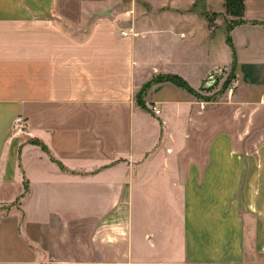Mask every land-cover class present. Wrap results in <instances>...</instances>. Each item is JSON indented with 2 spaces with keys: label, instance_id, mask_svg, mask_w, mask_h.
<instances>
[{
  "label": "crops",
  "instance_id": "1",
  "mask_svg": "<svg viewBox=\"0 0 264 264\" xmlns=\"http://www.w3.org/2000/svg\"><path fill=\"white\" fill-rule=\"evenodd\" d=\"M243 2L226 32L225 0H0V264H264V0ZM218 71L231 95L203 89Z\"/></svg>",
  "mask_w": 264,
  "mask_h": 264
},
{
  "label": "trees",
  "instance_id": "2",
  "mask_svg": "<svg viewBox=\"0 0 264 264\" xmlns=\"http://www.w3.org/2000/svg\"><path fill=\"white\" fill-rule=\"evenodd\" d=\"M233 2H236L237 5L240 8V12L237 13V14L234 13V15L237 16V17H242L243 16V13H244V10H245L243 0H225V5H224L225 6V10L226 11H230ZM238 23H240V21H238L237 23H235L233 26H235ZM233 26L229 27L228 31H230ZM227 42L231 45V41H230V38L229 37H227ZM232 79H233V75H232V71H231L229 73V75L227 77V80L224 83V86L222 87V89H226L229 86V84H230V82H231ZM153 82H169V83H172V84L176 85L177 87H180V88L186 90L187 92H189L191 94H195V92H193L182 79H180V78H178L176 76L158 77V78L154 79ZM148 86L149 85L145 86L139 92V94L136 97L137 103L140 104V105H142V103H140V98L142 97L143 92L146 90V88ZM25 191H26V187H25Z\"/></svg>",
  "mask_w": 264,
  "mask_h": 264
},
{
  "label": "rangeland",
  "instance_id": "3",
  "mask_svg": "<svg viewBox=\"0 0 264 264\" xmlns=\"http://www.w3.org/2000/svg\"><path fill=\"white\" fill-rule=\"evenodd\" d=\"M239 12H240L239 6L237 5L236 2H233L230 11H226L225 10L224 15H220L222 17L223 21L225 22L226 32H228L229 27L233 26L235 23H237L242 18V17H237V16L234 15V13L237 14ZM218 16L219 15H217V14H209V15H207V19H208L210 28L214 27V21H215V19ZM130 28H132V27H130ZM134 34L136 35V33H134ZM225 73L226 72L223 73L222 71H218L216 73L215 77L213 78V80L216 79V83L209 90H212L214 87H216L218 84H220V82H223L222 85H221V88L224 86V83L226 82L227 77H228V76L227 77L224 76ZM222 90L226 91V89H222ZM143 94H144V92H143ZM140 103H142V97L140 98Z\"/></svg>",
  "mask_w": 264,
  "mask_h": 264
},
{
  "label": "built area",
  "instance_id": "4",
  "mask_svg": "<svg viewBox=\"0 0 264 264\" xmlns=\"http://www.w3.org/2000/svg\"><path fill=\"white\" fill-rule=\"evenodd\" d=\"M120 35L122 37H126L128 35H135V34L133 32V29L129 28V29H127V31H121ZM234 85H235V81H234V79H232L229 86L226 88L227 95H231L233 93ZM153 112L155 114H158V111H156L154 108H153ZM25 126H26V123L23 120V118L16 117L13 124H12L13 132L14 133L22 132L25 129Z\"/></svg>",
  "mask_w": 264,
  "mask_h": 264
},
{
  "label": "water",
  "instance_id": "5",
  "mask_svg": "<svg viewBox=\"0 0 264 264\" xmlns=\"http://www.w3.org/2000/svg\"><path fill=\"white\" fill-rule=\"evenodd\" d=\"M215 77V73H213V74H210L209 76H208V78H207V82H206V84H205V86H204V90H208V89H210L211 87H213V85L216 83V79L215 80H213V78Z\"/></svg>",
  "mask_w": 264,
  "mask_h": 264
}]
</instances>
